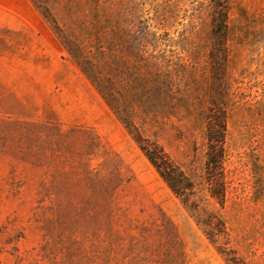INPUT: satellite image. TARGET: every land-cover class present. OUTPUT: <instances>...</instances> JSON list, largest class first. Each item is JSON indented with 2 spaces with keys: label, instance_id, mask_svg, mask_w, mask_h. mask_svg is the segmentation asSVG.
Wrapping results in <instances>:
<instances>
[{
  "label": "rangeland",
  "instance_id": "rangeland-1",
  "mask_svg": "<svg viewBox=\"0 0 264 264\" xmlns=\"http://www.w3.org/2000/svg\"><path fill=\"white\" fill-rule=\"evenodd\" d=\"M0 0V264H264V0ZM226 115L222 205L206 117ZM190 179L176 196L136 142ZM215 216L212 242L196 222Z\"/></svg>",
  "mask_w": 264,
  "mask_h": 264
},
{
  "label": "trees",
  "instance_id": "trees-1",
  "mask_svg": "<svg viewBox=\"0 0 264 264\" xmlns=\"http://www.w3.org/2000/svg\"><path fill=\"white\" fill-rule=\"evenodd\" d=\"M216 0L218 11L216 19L213 20V33L219 38L218 43L223 46L227 29V14L222 2ZM225 134H226V115L224 110L218 107L211 108L206 117V161L205 174L208 193L212 198L223 204L225 198V182L223 174V163L225 160ZM136 142L144 153L148 161L156 169L160 177L178 196L182 203L196 211L195 206L190 201L194 186L188 176L171 161L164 151L155 143L137 136ZM197 212V211H196ZM196 222L204 227V232L208 238L214 242L218 236L225 231L224 224L215 216H209L206 221H201L196 217ZM224 255H229L226 259L230 264H243L230 250H223Z\"/></svg>",
  "mask_w": 264,
  "mask_h": 264
}]
</instances>
